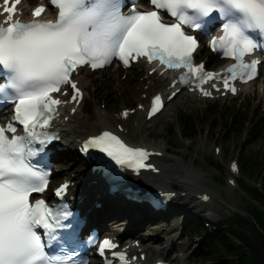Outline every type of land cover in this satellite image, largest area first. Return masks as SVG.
<instances>
[{
	"label": "snow or ice",
	"instance_id": "obj_1",
	"mask_svg": "<svg viewBox=\"0 0 264 264\" xmlns=\"http://www.w3.org/2000/svg\"><path fill=\"white\" fill-rule=\"evenodd\" d=\"M148 2L155 10L124 14L119 0H52L58 8L55 22L22 23L12 22L19 0H5V23L9 26H0V70L7 83L0 85V95H9L16 102L14 119L23 126V134H16L13 123L0 126V264H65L72 258L71 254L53 257L45 251L46 243L38 229L51 236L70 213L54 210L43 199L33 197L46 190L48 173L31 160L58 139L46 131L54 106L61 103L52 94L68 85L74 93L73 101L82 96L73 80L78 68L87 65L97 69L110 64L113 58L128 66L130 60L146 57L149 63L158 59L167 69H186L180 83H188L189 76L198 86L221 79L219 74L204 72L203 64L194 65L192 54L197 41L184 31L185 27L200 30L213 14H218L223 35L213 38V50H223L225 56L240 62L228 69L232 76L223 78L224 88L235 93L230 79L236 78L237 67L247 70L245 82L255 78L258 62L244 63L243 57L258 46L249 33L264 34V0ZM44 11L40 6L32 15L38 17ZM161 12L177 22H165ZM201 91L205 96L211 94L203 88ZM162 107L161 97L155 96L149 116ZM89 149H98L117 165L135 170L148 166L143 163L149 156L145 149L126 145L110 131L90 137L83 146L85 152ZM66 188L61 186L56 195H62ZM116 247L106 239L99 251L103 255L105 249ZM112 255L120 264H127L126 254Z\"/></svg>",
	"mask_w": 264,
	"mask_h": 264
},
{
	"label": "rangeland",
	"instance_id": "obj_2",
	"mask_svg": "<svg viewBox=\"0 0 264 264\" xmlns=\"http://www.w3.org/2000/svg\"><path fill=\"white\" fill-rule=\"evenodd\" d=\"M35 2L36 0H34ZM198 58L207 61L211 68L216 65L213 62L214 57L205 51L200 53ZM209 58L212 61H209ZM147 73L148 69H145L143 65H137L126 72L118 68H110L101 72L88 73L87 97L82 105L80 118L98 129L100 126L95 120L98 112H108L115 128V120L120 110L124 108L133 109L140 100L147 102L144 100L145 95L148 94L150 97L154 94L153 91L149 93L147 91L149 85L148 81L144 79ZM151 78L154 79L155 76ZM262 81L261 78L258 83L251 86L248 92L241 93L236 98L220 99L213 102L209 100L194 102L190 98L184 97L181 101H176L174 106L167 107L160 117L152 122L145 121L136 128L133 134L128 135L130 136L128 140L133 144L140 143L155 147H158L159 144L164 145L168 148L167 154L181 157L184 164L202 171L207 183V187L204 189L218 195L211 202L172 217L168 216V213L154 214L152 219H149L148 224L138 228V232L130 237L132 240H138L141 246V238L146 237V246L154 249V251L147 252L148 260L154 261L163 258L171 261V264H210L208 261L201 260L200 253L205 251V246L203 240L194 235L189 223L207 214L208 219L206 217L202 219V222L205 226H209L208 228L212 231L222 219L235 213L236 209L247 211V205L252 201L240 187H233L228 183L230 178L229 163L238 159L237 147L248 138L247 130L252 128L255 121L260 120H262L260 139L250 145L247 152L254 155L258 153L261 156L260 159H264V92L260 88ZM90 104L91 110L90 113H87L86 107ZM182 110L203 112L198 120V133L192 139L186 140L180 135L181 128L177 116ZM137 117L136 115L130 121V128L135 126ZM171 130H175L174 135H170ZM216 147L222 149L218 155L215 154ZM227 149H230L228 153L226 152ZM224 151L226 155H224ZM209 160L214 162L212 166L207 164L206 161ZM56 163L57 177L53 178L55 180L53 187L67 176L71 175V178L79 182L77 179L79 175L77 176V174L80 172L90 173V169L77 157L75 151L62 153ZM216 164L223 168L217 170ZM239 164L241 168V162ZM63 167L65 170H62ZM255 168V165L253 168V163H250L248 170L254 169V172L245 173L244 176L241 169L236 179H243L252 186L260 170ZM222 177H225L224 182L219 181ZM85 184L87 183L85 182ZM107 201L111 203L108 199ZM254 205L258 207V204L254 203ZM130 207L128 204L122 205V209L116 206L114 210H121L120 216H122L121 213L125 211L123 208L130 209ZM239 210L238 213H240ZM137 211L141 212L138 208H135L133 212ZM128 218L131 217H124L122 224L118 225L116 235L120 236L124 230L142 222V219L132 218L128 220ZM105 221L107 223V219ZM150 237H154L156 240L149 239ZM173 243L175 247L172 245Z\"/></svg>",
	"mask_w": 264,
	"mask_h": 264
},
{
	"label": "bare ground",
	"instance_id": "obj_3",
	"mask_svg": "<svg viewBox=\"0 0 264 264\" xmlns=\"http://www.w3.org/2000/svg\"><path fill=\"white\" fill-rule=\"evenodd\" d=\"M32 3H34V0H28L27 2H24L23 9H27L28 4ZM209 61H212L211 58H209ZM153 68L154 66L150 67L149 70ZM88 77L89 76L87 70H82L77 77V80L80 82V85L84 89L87 88L89 81ZM154 82V85L151 86L148 93L151 91H153L154 94L159 91L165 92L166 88L170 85L171 80L167 75L158 76L156 73V79L154 80ZM251 86H244L242 88V93L248 92ZM262 87L264 88V81L260 85V88ZM172 91H170L169 93H171ZM184 97H189L191 101L194 102H198L200 100L196 93H188L186 91H182L178 96H176L172 101L168 103L167 107L174 106L176 101H181L182 99H184ZM139 103L145 104V102L142 100H140ZM81 108L82 104L76 114H70V108L67 109L65 114L62 115V117L56 124L57 130L61 132L62 146L68 147L69 151L72 150L74 146L79 145L87 136L96 135L102 130L116 131L114 129L113 122L111 121L112 119L110 113L104 111L98 112L99 114L97 115L95 120L97 121V124L100 126V128L97 129V127H95L93 124H88L85 120H82L80 118ZM165 110L166 108H164V110L159 113L153 120L160 117L165 112ZM137 113V126H133L131 128L128 126V122L131 118L129 117L126 120L127 126L125 130L127 129V131L126 134L123 133V135H130L131 133L133 134L136 128H138L139 125H142L145 122L142 119L143 117H145L146 112L137 110ZM115 121L117 124H119L117 120ZM125 137L127 138V136ZM135 145L141 146L143 144L139 143ZM150 147L163 151L165 153L163 158L155 159V162H157L159 168L161 169V172L157 175L145 173L140 176V178L136 179V183L141 186H146L157 190L177 193V196L172 200V204L167 212L168 216L172 217L178 213L202 205L203 202H201L199 196H202L204 195V193H206L204 187H207L204 173L200 170L193 169L191 165L184 164L181 157L167 154L168 148H166L162 144H159L158 147L152 145ZM63 168L62 170H65V167ZM80 176L81 178L83 177L85 179V182L87 184H85L84 181L82 183L76 182L75 186L71 188V192L72 195L77 196L75 198V203L82 209L84 216H86L89 220L90 226H102L103 220L105 221V219H107V223L105 224L109 226V228L111 227L110 231H113L112 233H116L117 229L119 228L118 225L122 224L124 217L130 216L131 218H128V220L132 218L142 219L141 224L133 225L129 229L124 230L123 235L132 236L133 234H135V232H138V228H141L144 224H148L149 219H152L153 215H149L148 213L140 211L133 212L135 208L138 207H132L130 209L123 208L125 211H123V213H121L122 216H120L121 210H114L115 207L111 203H108L107 195L102 192L103 188L105 187L99 182L94 184L92 183V181L95 180L96 176L87 172H80ZM66 179H71L73 181L71 175L67 176ZM54 182L55 180L53 179L50 184ZM209 192L212 196L210 201H213L214 198L218 197L217 194H214L211 191ZM98 203H102L103 206L101 208H97L96 204ZM149 239L156 240V238L154 237H150ZM141 242L142 247H144L143 252H150L152 250L154 251L152 247L146 246V237L141 238ZM172 245L175 247L174 243Z\"/></svg>",
	"mask_w": 264,
	"mask_h": 264
},
{
	"label": "trees",
	"instance_id": "obj_4",
	"mask_svg": "<svg viewBox=\"0 0 264 264\" xmlns=\"http://www.w3.org/2000/svg\"><path fill=\"white\" fill-rule=\"evenodd\" d=\"M87 110L90 112L91 104ZM199 117L200 113L194 111L183 110L178 114V124L183 137L192 139L197 135ZM261 123L262 120L255 121L252 128L247 130L248 138L237 147L243 173L254 172V169L248 170L250 163H253V168L255 165V169H260L259 176L264 173V159H260L258 153L254 155L247 152V148L260 139ZM174 132L175 130H171L170 135H174ZM229 151L230 149L226 150L227 153ZM216 165L219 169L223 168L219 164ZM219 180L224 182L225 179ZM240 186L264 207L263 193L244 180H240ZM246 210V215L235 212L226 216L211 233L203 224L202 218L189 223L194 235L203 240L205 251L200 253L202 261H208L210 264H264V208L260 209L251 203Z\"/></svg>",
	"mask_w": 264,
	"mask_h": 264
}]
</instances>
